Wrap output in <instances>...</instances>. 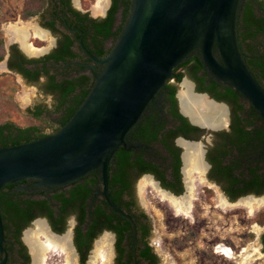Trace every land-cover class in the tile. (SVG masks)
<instances>
[{
	"label": "flooded vegetation",
	"instance_id": "1",
	"mask_svg": "<svg viewBox=\"0 0 264 264\" xmlns=\"http://www.w3.org/2000/svg\"><path fill=\"white\" fill-rule=\"evenodd\" d=\"M239 1L257 34L256 39H246L245 46L239 45L238 51L264 90V31L259 32L264 29V0ZM84 2L46 0L42 11L31 17L43 35L27 41L35 51L20 41L5 48L4 73L35 91V97L23 111L29 124L20 126L10 120L0 124L37 127L48 136L65 126L85 102L125 30L134 0H107L103 12L95 11L96 4ZM196 51L155 93L110 160L108 197L120 213L100 193V168L62 185L35 179L5 185L0 190V264H42L39 243L47 240L44 231L67 238V250L46 253H62L63 261L68 255L71 264H101V260L103 264H161L152 241V221L141 203L153 194L161 201L165 196L168 205L169 200L174 205L183 201L197 227L205 223L194 216L201 203L248 209L246 203L261 202L254 204V210L264 205V121L239 93L215 81L197 61ZM185 85L192 96L221 108L216 122L185 110ZM196 149L198 170L189 161ZM254 210L251 224L258 230H249L246 243L239 238V258L245 245H256L264 255V224L259 223L264 210ZM192 231L198 234L197 228Z\"/></svg>",
	"mask_w": 264,
	"mask_h": 264
},
{
	"label": "water",
	"instance_id": "2",
	"mask_svg": "<svg viewBox=\"0 0 264 264\" xmlns=\"http://www.w3.org/2000/svg\"><path fill=\"white\" fill-rule=\"evenodd\" d=\"M238 1L134 0L104 73L65 126L42 139L0 148V190L26 179L67 184L100 168V193L120 213L108 197L110 160L155 93L196 50L215 81L239 93L264 121V90L237 48Z\"/></svg>",
	"mask_w": 264,
	"mask_h": 264
},
{
	"label": "rangeland",
	"instance_id": "3",
	"mask_svg": "<svg viewBox=\"0 0 264 264\" xmlns=\"http://www.w3.org/2000/svg\"><path fill=\"white\" fill-rule=\"evenodd\" d=\"M25 1L0 0V41H2L4 50L11 42H14L10 35L13 26L26 24L33 29L36 26L34 19L21 18ZM84 1L86 6L97 3V0ZM34 38L35 34L32 30L28 40H34ZM16 41L18 40L16 39ZM4 71V61H2L0 62V123L10 120L17 125L25 126L30 122L26 120L23 111L26 105L34 99L35 91L19 86L15 79ZM183 87V83L178 87L180 95ZM161 199L162 201L156 194H153L147 203L141 201L152 221L154 231L152 241L161 264H264V255L259 253V248L256 245H245L246 251L243 258L237 257L236 246L240 243L239 238L243 237V243H246L244 238L246 234L251 230L256 232L258 230L254 224H251L253 223L251 221L253 220L252 210L254 209L248 203L245 204L248 209L238 206L218 208L216 207L218 203L215 201L206 204L201 203L199 210L194 211V216L198 221L205 223L197 227V224L195 226L192 223L193 219L189 216L191 214H188L189 210L186 213L179 212L169 200V205L176 208H174L176 211L174 212L168 204L163 202L167 201L166 197L161 196ZM254 204L257 206L262 203ZM254 204L253 206H255ZM221 205L224 206L223 202ZM258 210L263 211L264 205L256 208L254 213ZM183 214L188 216H182ZM192 228H197L199 235H193ZM200 228L202 229L199 230ZM209 238H211L210 241ZM224 238L227 240L226 244ZM223 244L231 248L234 255L232 259L217 252L216 247ZM61 254L46 253L45 255L50 257L47 264H71L69 262L70 257L66 255L65 261H63ZM101 264H103L102 260Z\"/></svg>",
	"mask_w": 264,
	"mask_h": 264
},
{
	"label": "bare ground",
	"instance_id": "4",
	"mask_svg": "<svg viewBox=\"0 0 264 264\" xmlns=\"http://www.w3.org/2000/svg\"><path fill=\"white\" fill-rule=\"evenodd\" d=\"M107 4V0H97V3L95 5V11L96 12H103ZM19 25V24H18ZM39 27L31 28L28 25H22V26H13V28L10 30V35L15 41L16 39L20 41L24 46L27 48L34 50L35 48L32 44H29L28 37L32 34V30H34L35 37H42V33L38 29ZM186 89L184 90L182 96H183V104L185 107V110L189 113H191L192 116H199L201 120L207 119L211 122H216L217 117L222 113L221 108L219 107H213L209 102H206L203 99L196 98L191 95L190 90L187 85H185ZM201 110V113L200 111ZM189 161L194 166L196 170L199 169L200 164V158H199V150H193L191 154L189 155ZM175 201V200H174ZM178 201V200H177ZM175 201V205L178 208L179 212L186 213L189 208L186 210L183 205V201ZM251 208L253 205L250 203ZM44 231V230H43ZM43 235L47 240L41 241L39 243L41 248V253H39V257L42 260V264H46L47 256L45 255L48 251H58L59 249H62L63 251L67 250V238H56L55 236H52L48 234L47 231L42 232ZM219 252L226 255L228 258H233V252L231 249H229L226 246H220L218 249ZM38 257V255H36ZM37 260V258H36ZM37 264V261H36Z\"/></svg>",
	"mask_w": 264,
	"mask_h": 264
},
{
	"label": "trees",
	"instance_id": "5",
	"mask_svg": "<svg viewBox=\"0 0 264 264\" xmlns=\"http://www.w3.org/2000/svg\"><path fill=\"white\" fill-rule=\"evenodd\" d=\"M46 0H26L24 7L21 12L22 19H28L31 17L37 16L42 9L44 8ZM242 5H240V1L238 2L237 12L235 17V37L238 49L239 45H246L245 40L256 39V28L251 24L250 18L248 16L247 10L242 11ZM239 25V26H238ZM264 29L259 28V32L261 33ZM198 54L199 52L196 51ZM5 55V51L3 49L2 41H0V62L2 61ZM198 62L200 59L197 58ZM179 66V65H178ZM178 66L175 69H178ZM182 78V74L178 75V81ZM227 88V87H225ZM230 89V88H228ZM234 91L233 89H230ZM46 136L39 133V129L37 127H19L13 123H3L0 124V148L16 146L32 141H36L42 139ZM117 152L113 155V158ZM9 185V184H7ZM259 223L264 224V220H260Z\"/></svg>",
	"mask_w": 264,
	"mask_h": 264
}]
</instances>
